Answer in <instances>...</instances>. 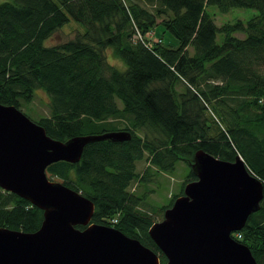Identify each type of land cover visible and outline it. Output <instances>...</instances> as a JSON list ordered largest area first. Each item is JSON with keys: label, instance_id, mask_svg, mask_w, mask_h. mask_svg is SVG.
<instances>
[{"label": "trees", "instance_id": "1", "mask_svg": "<svg viewBox=\"0 0 264 264\" xmlns=\"http://www.w3.org/2000/svg\"><path fill=\"white\" fill-rule=\"evenodd\" d=\"M210 6L224 14L243 8L259 15L218 27ZM70 18L85 33L46 46ZM158 25L178 39V48L152 39ZM108 49L126 71L108 62ZM38 90L49 97V115L34 120L25 114L54 140L130 133L125 142L89 144L80 163H55L47 176L94 203L91 224L139 240L161 264L167 259L149 230L197 180L191 164L198 151L226 162L241 156L264 183V0L4 2L0 104L22 111ZM141 162L147 163L142 173ZM182 162L189 171L180 195L167 205L150 204L153 177L176 173ZM134 185L146 189L133 192ZM43 219V211L0 188V228L35 233ZM233 238L264 264V200Z\"/></svg>", "mask_w": 264, "mask_h": 264}, {"label": "water", "instance_id": "2", "mask_svg": "<svg viewBox=\"0 0 264 264\" xmlns=\"http://www.w3.org/2000/svg\"><path fill=\"white\" fill-rule=\"evenodd\" d=\"M130 139L115 132L57 141L15 106L0 104V188L44 215L35 233L0 228V264H161L139 240L91 224L94 203L47 176L55 163H80L89 144ZM191 169L197 180L149 230L166 264H258L233 235L260 211L264 183L241 156L226 162L201 150Z\"/></svg>", "mask_w": 264, "mask_h": 264}, {"label": "rangeland", "instance_id": "3", "mask_svg": "<svg viewBox=\"0 0 264 264\" xmlns=\"http://www.w3.org/2000/svg\"><path fill=\"white\" fill-rule=\"evenodd\" d=\"M10 0H0V4ZM208 12L214 19L218 27H222L226 24H235L237 21H242L244 23L249 22L251 19L259 15V12L254 9H243L236 8L232 9L229 13H221L217 7H208ZM85 26L74 19L70 18V21L56 32L50 39L46 41V46H57L64 44L70 40L75 39L78 35L85 33ZM240 38H244L243 34H237ZM163 39L164 43L170 47L178 48L180 42L176 39L170 32L165 30L163 25H158L154 29V38L152 39ZM155 40V41H156ZM223 40L222 35H218V42L221 43ZM108 62L113 66L117 67L120 71H126V64L120 59L116 58L113 49H108L106 51ZM49 97L43 90H38L36 97L33 102L26 105L22 112L33 118L34 120L49 115ZM25 114V115H26ZM147 167L146 162H141L138 165V171L142 173ZM189 168L185 163H180L177 167V171L171 175L155 176L153 177V183L149 185L151 192L148 194V202L154 206L167 205L175 196H179L184 188L185 176L188 173ZM145 187H138L134 185L132 191L143 193ZM180 197V196H179ZM178 199V198H177ZM163 219L159 218V222Z\"/></svg>", "mask_w": 264, "mask_h": 264}]
</instances>
